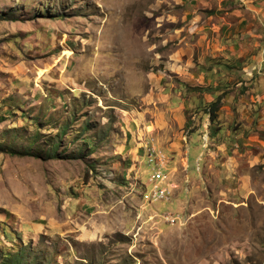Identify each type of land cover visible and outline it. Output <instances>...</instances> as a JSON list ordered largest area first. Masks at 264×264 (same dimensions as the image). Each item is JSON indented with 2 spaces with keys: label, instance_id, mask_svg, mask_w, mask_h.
Masks as SVG:
<instances>
[{
  "label": "rangeland",
  "instance_id": "1",
  "mask_svg": "<svg viewBox=\"0 0 264 264\" xmlns=\"http://www.w3.org/2000/svg\"><path fill=\"white\" fill-rule=\"evenodd\" d=\"M20 249L21 264H264V0H0V264Z\"/></svg>",
  "mask_w": 264,
  "mask_h": 264
},
{
  "label": "built area",
  "instance_id": "2",
  "mask_svg": "<svg viewBox=\"0 0 264 264\" xmlns=\"http://www.w3.org/2000/svg\"><path fill=\"white\" fill-rule=\"evenodd\" d=\"M146 159L149 161L153 175L150 177V181L153 182V189L150 194V201H158L165 199V196L169 195V189L162 186L161 182H166V170H167V156L166 153L157 147L154 142V137L142 145Z\"/></svg>",
  "mask_w": 264,
  "mask_h": 264
},
{
  "label": "trees",
  "instance_id": "3",
  "mask_svg": "<svg viewBox=\"0 0 264 264\" xmlns=\"http://www.w3.org/2000/svg\"><path fill=\"white\" fill-rule=\"evenodd\" d=\"M244 63L245 62L242 60V58H237L234 61L233 60L231 61L229 59L228 61L223 62L221 65H222V69H226V70H229L230 72H234V73H237V72L239 73V69H242L246 66ZM222 69L219 70V72H221ZM238 78L243 79L241 77V75H239ZM238 80H237V82H238ZM243 81H244V79H243ZM208 90L209 91L211 90L213 95H215L213 88H209ZM219 97L220 96H217V98H215V100L211 101L208 108L205 109V112L209 115L211 122H213L216 119V116L218 115V111L220 108V101L219 100L221 99ZM55 145H56V143L51 148V151H54V153L56 151ZM23 252H24L23 249H20L18 252H6L3 254L1 262H3L4 264H21L20 257L17 255L21 256L23 254Z\"/></svg>",
  "mask_w": 264,
  "mask_h": 264
},
{
  "label": "crops",
  "instance_id": "4",
  "mask_svg": "<svg viewBox=\"0 0 264 264\" xmlns=\"http://www.w3.org/2000/svg\"><path fill=\"white\" fill-rule=\"evenodd\" d=\"M179 143H180V140L176 141V138L174 140H172L171 143H167V146L172 149V152L174 151L172 156H175L176 154H179V152L181 151V146L179 145ZM137 152H138V148L136 149L135 156L134 155L132 156V159L133 158L136 159V157L139 156V155H137ZM175 157H177V156H175ZM175 162H176V160H175Z\"/></svg>",
  "mask_w": 264,
  "mask_h": 264
}]
</instances>
